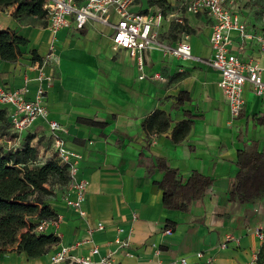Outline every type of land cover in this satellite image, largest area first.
<instances>
[{
  "label": "crops",
  "instance_id": "crops-1",
  "mask_svg": "<svg viewBox=\"0 0 264 264\" xmlns=\"http://www.w3.org/2000/svg\"><path fill=\"white\" fill-rule=\"evenodd\" d=\"M139 5L146 7L147 0ZM11 10L0 6V28L13 29L28 43L17 61H0V83L21 88L28 98L43 91L49 102L47 118L59 123L56 133L79 154L78 176L85 180V197L79 202L83 213L66 204L67 197H75L69 184L63 198L51 204L59 216V242L52 249L70 246L71 254L89 255L95 261L111 249L108 264H162L177 256L186 257L189 264H247L262 242L256 231L264 228V195L240 202L229 198V190L237 150L257 141L258 150L264 151V124L256 121L264 117V99L245 85L242 113L229 123L218 86L220 73L205 62L211 54L209 17L185 10L179 0L175 15L194 29L182 38L192 57L183 60L154 47L146 52L144 75L139 78L141 72L128 53L112 48L111 26L93 21L81 29L63 27L51 41L43 17L17 19ZM172 23L169 17L159 22L157 39ZM182 40L158 39L170 48ZM32 49L41 61L32 59ZM258 56L264 65V55ZM261 75L264 78V71ZM182 89L190 100L173 113L171 126L183 118V110L201 116L193 119L189 133L178 143L168 131L146 141L141 122L155 108L169 113ZM33 129L31 145L43 137L51 139L46 119H37ZM155 157L177 168L183 181L196 170L212 183L187 210L167 208L159 187L164 173L153 166ZM98 221L104 223L103 229L96 228ZM116 238L128 243L129 254ZM223 240L225 246L218 248ZM93 246L99 252L90 254ZM0 264L53 263L49 253L29 258L26 252H10L0 254Z\"/></svg>",
  "mask_w": 264,
  "mask_h": 264
},
{
  "label": "built area",
  "instance_id": "built-area-1",
  "mask_svg": "<svg viewBox=\"0 0 264 264\" xmlns=\"http://www.w3.org/2000/svg\"><path fill=\"white\" fill-rule=\"evenodd\" d=\"M140 2L141 0H41V5L45 11L43 18L51 41L63 27L81 29L93 21L111 26L112 48L125 50L141 72L138 77L142 78L146 52L154 47L170 50L183 60L190 59L192 54L190 45L185 40L170 48L157 39L156 26L162 19L169 17L171 21L184 23L183 18L169 11L163 13L160 6L150 5L148 0V5L142 8ZM180 4L185 10L193 14L207 15L211 20V54L205 62L220 73L218 86L228 107L231 124L242 113L245 85L255 96L264 99V78L261 75L264 65H261L258 59V55H264V25L258 26L248 20L247 10L237 0H180ZM182 32L186 39L187 33ZM250 47H253V52L248 50ZM0 110L5 118V121H0V146L7 150L16 149L21 145L25 135L34 131L37 119H46L53 150L67 164L68 184L75 193L73 199H65L66 204L83 213L79 202L85 197V180L78 176L80 156L77 152L69 150L64 140L56 133L59 123L47 118L49 102L43 91L40 90L33 98H28L21 88L12 89L0 83ZM58 222V215L50 219H40L35 230H49L56 235ZM96 228L103 229L104 223L98 221ZM166 231L169 232V229ZM256 234L264 241V228L258 229ZM115 241L129 254L125 240L119 241L116 238ZM225 244L226 240H223L218 244V248L224 247ZM97 252L98 246H93L90 250V254ZM112 252L111 249H105V254L95 261L89 255H73L70 253V246H62L49 252V260L53 264H108ZM198 255L201 256L200 253ZM162 264L189 262L186 257L177 256L171 262ZM247 264H256V255Z\"/></svg>",
  "mask_w": 264,
  "mask_h": 264
},
{
  "label": "trees",
  "instance_id": "trees-1",
  "mask_svg": "<svg viewBox=\"0 0 264 264\" xmlns=\"http://www.w3.org/2000/svg\"><path fill=\"white\" fill-rule=\"evenodd\" d=\"M148 3L160 6L163 13L167 12L169 5L167 0H148ZM0 6L10 7L11 15L17 19L28 15L43 17L45 14L41 0H0ZM183 21L185 22V18ZM172 28L188 34L194 32L189 25L175 21ZM27 43L28 39L13 29L0 28V61H17L23 53L21 47ZM31 56L34 60L42 59L35 49L31 50ZM174 99L169 113L162 108H155L141 122L146 141L154 134L168 131L172 142L178 143L189 133L193 119L201 116L183 110V118L171 126L174 121L173 113L185 101H189L190 96L182 89ZM0 121H5L2 110ZM83 121L90 123L89 119ZM256 121L264 124V117H258ZM31 138V134H26L16 149L7 150L0 146V254L26 252L29 258H35L49 253L59 242L57 235L38 232L35 227L38 220L57 215L44 196L53 193L47 185L51 176L56 175L68 184L67 164L46 162L28 166L23 163L36 152V147L30 144ZM257 145V141H250L237 150V170L229 190L230 199L245 202L264 195V151L258 150ZM153 166L164 173L159 187L162 189V202L167 208L187 210L190 203L200 199L204 190L212 183L208 175L196 170L183 181L178 169L168 166L160 157L154 158ZM261 257H264V241L256 253V264Z\"/></svg>",
  "mask_w": 264,
  "mask_h": 264
},
{
  "label": "rangeland",
  "instance_id": "rangeland-1",
  "mask_svg": "<svg viewBox=\"0 0 264 264\" xmlns=\"http://www.w3.org/2000/svg\"><path fill=\"white\" fill-rule=\"evenodd\" d=\"M170 1V3H169ZM238 3L244 7L245 10L248 12V18L256 23L257 25L264 24V0H237ZM139 2V0H138ZM168 7L167 11L170 13L177 14L179 13V0H168ZM173 23L171 24L168 32L163 33L162 36L160 35L158 39H166L168 42H173L177 40H182L184 38L183 34L179 30H175L172 28ZM106 31V29H105ZM36 147L35 155L32 158H27L24 160L23 163L27 164L28 166H35L41 165L46 162H56L57 164H62L63 161L59 155H57L53 150L52 140L43 137L41 140L38 141ZM47 185L53 191L51 195L44 196L46 198V202L52 204L55 200L62 199L66 189L67 183L63 181L62 178L53 175L49 178ZM38 232H45V231H38ZM258 264H264V257H261Z\"/></svg>",
  "mask_w": 264,
  "mask_h": 264
}]
</instances>
